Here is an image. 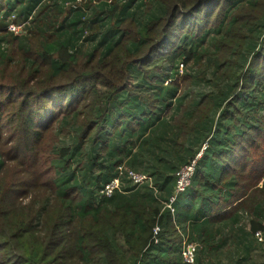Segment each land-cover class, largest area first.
Segmentation results:
<instances>
[{"label": "trees", "instance_id": "16d2710c", "mask_svg": "<svg viewBox=\"0 0 264 264\" xmlns=\"http://www.w3.org/2000/svg\"><path fill=\"white\" fill-rule=\"evenodd\" d=\"M11 23H26L22 35ZM260 23L264 0H0V47L20 49L15 60L0 48V264H186L180 229L199 243L198 264L201 241L219 234L212 222L241 211L264 234ZM209 33L213 51L202 42ZM254 34L260 43L249 42ZM206 53L227 63L234 87L187 104L180 91L191 75L146 81L159 60ZM72 122L62 144L57 127ZM203 148L172 213L177 171ZM120 165L153 184L134 187L123 175V187L137 189L100 193Z\"/></svg>", "mask_w": 264, "mask_h": 264}, {"label": "rangeland", "instance_id": "374dc122", "mask_svg": "<svg viewBox=\"0 0 264 264\" xmlns=\"http://www.w3.org/2000/svg\"><path fill=\"white\" fill-rule=\"evenodd\" d=\"M257 30H260L261 31L260 35H262L264 33V24L260 23ZM211 33L207 34L205 36L206 39L202 42H204V44L208 46V48L212 49L213 51L214 45L211 43L212 37L210 36V34L214 35L215 33L213 31ZM219 34L220 33L216 34L215 37H217ZM19 35H22V34L19 33ZM218 37H220V35ZM261 37L260 39H258L256 38L254 34V36L250 38L249 42L260 43ZM21 40L23 41L24 45L26 44V47H27L28 46L27 44L29 43L26 41L27 40L26 37L25 38L23 37ZM95 44H96V41H90V40L86 41L82 46L83 52L88 53L89 51H92L91 49L94 48ZM190 45H191V41L188 42L187 48ZM0 48L2 51H4L3 52L4 55L6 54L7 56H10L11 58L13 57L15 60L18 59V50H20L18 48V45L13 44L12 42H9V43L3 42ZM247 48L248 47L246 46L245 50L248 51ZM169 49L170 47L166 46L165 51H168ZM204 55L205 56L200 57L198 61H196L193 57H191L192 59H190L188 62H184L183 64L179 62V63L168 65L164 61L159 60L157 63H155L157 64V68H159V71L157 69L153 70L152 73H154L155 76L153 77L152 73H150L149 76H146V78L148 79L146 81L149 85L152 84L153 86L156 83V81H159L158 78H160L161 80H163L165 84H171L173 80L172 78L176 77L177 75L179 76L178 78H180L181 74L191 75L192 76V77L190 76L191 80L188 81L187 86L184 87L182 83L181 86L183 89L181 91L179 90L181 94L182 95L184 94L185 97L187 98L186 99L187 104H189V101L192 100V98L195 100H198V98L200 100L205 99L207 95L211 92H213V94L216 95L217 93H219V90L225 89L226 85H232L234 87V85L236 84L237 78L234 74L232 75L228 71L227 63L220 62L216 55H211L209 53H206ZM240 57L241 55H236L234 58L238 60V58L240 59ZM247 61L248 60H246L245 64L247 63ZM155 64H152L151 68ZM242 68L241 66L239 67L237 65L238 70L240 69L242 70ZM140 82L141 80L137 79V77H134L133 79L130 80V83L133 87H135V85L137 84H140ZM152 91H153V88H152ZM235 91L238 92V90L236 89ZM149 95L151 96V94ZM196 104L198 107V102H194V105ZM206 106L209 107L207 104H201V108H205ZM171 108L172 109L170 111H167L165 113L166 115H171L174 112L173 107ZM190 110L192 111L194 109H190ZM218 115H219V112L216 113V116ZM177 118L180 119V116H177ZM74 126H75V123L73 122L69 126H63V128H61L60 125H58L57 131L61 134L62 144L64 142L69 143L71 141L70 138L74 134L72 127ZM61 129H63L64 132L61 131ZM207 146L208 145L206 142L205 148ZM75 151L76 149H74L73 152ZM77 159H79L78 154L76 158L74 159L72 165L75 167V169L78 172L80 169L81 170L85 169V166H84L85 162L78 165V162H76ZM87 164L93 168L92 171L100 169V167L97 164L91 165L90 162H87ZM67 176H71L69 170L67 172ZM88 181H91V180H88ZM261 184L262 183H260V185ZM125 186L122 187L119 192L130 193L134 191L133 189H137V188L125 187ZM26 198H27L26 201H28L29 197H26ZM49 198H52V197L49 196ZM262 215H263L262 220H264V212L262 213ZM232 218H237L238 222L236 224L232 223ZM250 219H252V216L248 212L241 211L236 214H233V216L231 215V217L229 216L226 219H222L217 222H212L214 224V227L218 228L220 236H215V239L216 237H219L216 239L217 241H213L210 243H206V241H201L203 239L200 240L202 243V246L200 244L201 259L198 262V264H264V240L260 241L259 239H257L258 237L256 236V234L252 230L250 231V228H249ZM244 221L247 222V225L245 226V228L243 226V230H245L246 232H242L240 228L239 229L236 228L238 225L240 226L241 224H243ZM238 232H239V235L237 234ZM244 245H247V249L249 253H246V249H244L245 248ZM247 254H248V259L246 260Z\"/></svg>", "mask_w": 264, "mask_h": 264}, {"label": "built area", "instance_id": "2783aa9c", "mask_svg": "<svg viewBox=\"0 0 264 264\" xmlns=\"http://www.w3.org/2000/svg\"><path fill=\"white\" fill-rule=\"evenodd\" d=\"M26 23L22 24H14L11 23L9 28L15 33H20L25 26ZM205 148V146H204ZM204 148L191 160L190 164L183 166L180 170L177 171V179H176V190L173 196L170 198L171 202L168 204V207L171 209L172 213L175 212V208L173 207V203L177 197V195L183 191H185L191 185V179L194 175L198 160L201 158ZM126 175L128 177L131 186L137 187L145 183L152 184V178L147 173L136 172L134 169L126 166H119V176L115 177L111 181L107 182L104 187H102L100 193L104 195H112L116 190L123 187L121 176ZM160 231V226L156 225L154 229V241L155 243L159 242V238L157 233ZM183 236L182 244H181V254L183 256V260L186 264H194L197 258V251L199 248V243L195 240L191 241L188 236L181 233ZM258 239L261 241L264 240V234L261 230H257L255 232Z\"/></svg>", "mask_w": 264, "mask_h": 264}, {"label": "crops", "instance_id": "0c3cea01", "mask_svg": "<svg viewBox=\"0 0 264 264\" xmlns=\"http://www.w3.org/2000/svg\"><path fill=\"white\" fill-rule=\"evenodd\" d=\"M152 181H153V180H152ZM149 184H150V183H149ZM152 184H153V183H152ZM152 184H151V185H152ZM175 223H176V222H175ZM244 224H245V225H244ZM237 225H238V224H237ZM237 225H236V226H237ZM246 225H247V222L244 221L243 224H241L240 226L238 225L236 228H238V229H239V228H243V226H244V228H245ZM249 226H250V225H249ZM185 228L187 229L188 226H186ZM179 229H180V227H179ZM188 231H189L188 233L190 234V228L188 229ZM179 232H180V235H179L180 238H179V240L181 241V244H182L183 236H182L181 233H183V234L186 235V236H187V233L184 232V231H182V229H180ZM195 234H196V233H195ZM195 234H194V235H195ZM237 234L239 235V232H238ZM215 236H220V235H219V234H215ZM217 238H219V237H216V239H217ZM216 239H215L214 241H217ZM247 245H248V244H247ZM247 245H244L245 248H244V247H243V248L246 249V253H249V251H248V249H247ZM247 259H248V254H247V256H246V260H247Z\"/></svg>", "mask_w": 264, "mask_h": 264}]
</instances>
